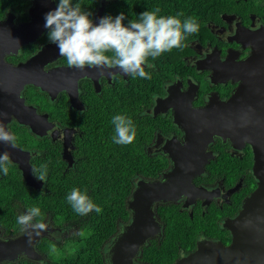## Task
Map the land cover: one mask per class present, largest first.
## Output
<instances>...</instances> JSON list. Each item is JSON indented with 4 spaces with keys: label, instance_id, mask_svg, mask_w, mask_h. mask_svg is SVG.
I'll use <instances>...</instances> for the list:
<instances>
[{
    "label": "flooded vegetation",
    "instance_id": "obj_1",
    "mask_svg": "<svg viewBox=\"0 0 264 264\" xmlns=\"http://www.w3.org/2000/svg\"><path fill=\"white\" fill-rule=\"evenodd\" d=\"M103 1L95 5L94 0H73V4L79 2L97 23ZM57 2L0 0V123L14 137V142H0V154L7 152L10 157L8 174L0 171V189L8 186V200L12 201L16 171L22 182L34 189L26 184L22 169L29 167L37 180L33 170L44 164L49 148L55 150L67 170L68 163L63 159L66 144L72 160L70 168L73 167L87 128L96 121L125 115L140 124L137 151L141 161L150 162L151 169L161 168L155 176L133 178V189L140 181L161 180L174 167V159L181 160V168L196 167L203 162V171L192 178L200 195L184 194L175 202L154 206L160 233L148 239L145 246L162 236L164 224L159 209L170 206H174L183 221L194 222L200 231L206 232L196 239L194 248L203 240L228 246L232 236L225 224L237 217L243 201L258 185L253 173L254 154L248 140L240 137L223 140L213 136L204 145L207 130L201 111L211 105L219 120L245 119L242 105L236 108L229 105L234 95L242 93L245 104H253L254 110L264 112V85H256L249 92L245 85L250 78L264 81V0H217L210 4L209 10L204 5L191 17L183 12L179 16L181 21L192 18L199 29L194 34H185L182 48L149 59L153 67L145 65V71L151 79L124 75L117 68L79 70L69 67L58 49L44 53L55 45L48 39L45 15L57 7ZM108 3L104 1L101 18H115V14L105 12ZM125 7L124 24L138 21L143 13L141 6ZM50 72L56 89L53 96L43 88ZM247 119L264 120V115ZM44 183L35 190L42 191ZM15 207L17 217L27 212L21 204ZM4 214L6 220L1 219ZM32 223L47 226L33 246L41 258L19 256L13 262L3 260L0 264H18L23 260L46 264L41 243L63 244L76 229L68 224L60 226L47 216L41 221L33 219ZM15 224L13 215L0 212V246L29 232L21 225L16 231ZM137 259L136 264H141Z\"/></svg>",
    "mask_w": 264,
    "mask_h": 264
},
{
    "label": "trees",
    "instance_id": "obj_2",
    "mask_svg": "<svg viewBox=\"0 0 264 264\" xmlns=\"http://www.w3.org/2000/svg\"><path fill=\"white\" fill-rule=\"evenodd\" d=\"M100 0H94L95 5ZM106 13H124L126 5L141 6L144 11L160 9L158 15L164 13H183L193 16L202 6L210 9V4L217 0H106ZM163 16V15H162ZM114 18V16H111ZM187 18H183L182 21ZM136 138L131 144L120 145L113 141L115 135L112 118L96 121L87 128L85 142L78 145L76 162L73 167L65 170V165L49 148L44 164L47 165V176L42 191L28 188L21 180L19 172L14 175L12 201L8 200V186H2L5 192L0 193V212L13 215L16 221V231L19 224L17 215L13 212L17 204L27 211L38 207L41 215L34 220L41 221L43 217L51 218L60 226L66 224L76 227L75 233L63 244L51 242L41 243V251L46 255V264H106L104 248L118 233L120 227L130 220L127 209V199L133 190L132 179L155 176L161 171L151 169L148 162H142L137 151L141 135L140 124L133 121ZM43 163L38 164L39 170ZM39 175V171L35 172ZM73 188L86 193L101 212L92 211L87 215L77 214L66 197ZM0 189V190H1ZM15 206L12 207L11 204ZM161 221L164 224L162 236L150 241L142 248L137 262L141 264H173L183 254L194 249L195 241L204 229L200 231L194 222L182 220L174 206L159 209ZM2 215L1 219H7ZM197 219H194L196 221ZM18 264H36L23 260Z\"/></svg>",
    "mask_w": 264,
    "mask_h": 264
},
{
    "label": "water",
    "instance_id": "obj_3",
    "mask_svg": "<svg viewBox=\"0 0 264 264\" xmlns=\"http://www.w3.org/2000/svg\"><path fill=\"white\" fill-rule=\"evenodd\" d=\"M105 1V0H104ZM100 8L96 21L99 22L104 9ZM56 45L49 46L44 53L55 52ZM52 72L48 73V80L43 86L53 96ZM250 78L245 85L247 91L256 88V85H264V81ZM242 95V96H241ZM243 94L238 93L230 100L231 108L243 106L241 114L248 116H263L264 112L254 110L253 104H245ZM231 112L230 114H235ZM204 118V137L206 145L213 136H220L223 140L229 138H243L251 144L254 154L253 173L258 180L256 190L243 201L237 217L227 222L226 229L231 233L232 239L228 246L220 242L200 241L193 251L181 256L173 264H264V120L240 119L219 120L216 110L209 105L201 111ZM231 130H239L238 134L230 133ZM66 147H68L65 144ZM64 147L63 159L72 165L71 156ZM179 161L174 159V167L162 175L159 181H140L132 190L126 205L130 213L128 223L121 226L118 233L110 241L104 254L106 264H136L141 249L146 241L160 233V226L154 219L153 207L158 203L175 202L181 195L193 193L199 196L201 191L194 187L192 178L203 171V162L196 167L181 168ZM22 175L26 184L34 189H40L41 181H37L31 175V170L22 169ZM15 241L0 246V262L17 260L19 256L36 260L41 256L33 246L42 234L36 235L30 229Z\"/></svg>",
    "mask_w": 264,
    "mask_h": 264
},
{
    "label": "clouds",
    "instance_id": "obj_4",
    "mask_svg": "<svg viewBox=\"0 0 264 264\" xmlns=\"http://www.w3.org/2000/svg\"><path fill=\"white\" fill-rule=\"evenodd\" d=\"M159 8L144 11L139 20H130L127 25L123 13L115 18L105 16L94 23L90 18L92 13L83 11L79 2L73 0H58L57 7L45 15V28L48 39L58 47L59 55L64 57L71 68L84 70L87 68L113 69L117 68L124 75L151 79L145 71V65L151 68L149 59L155 60L166 52L184 46L185 34H194L199 25L192 18L183 22L179 16L158 15ZM116 144H131L136 138L133 121L125 115H115L112 118ZM0 142H14V137L0 123ZM10 157L7 152L0 154V171L8 174ZM36 179L43 182L47 176V165H41ZM73 210L79 215H87L93 210L101 209L95 205L86 193L73 188L66 197ZM41 215L38 207H32L17 217V223L31 229L37 236L47 229L44 223H32L35 217Z\"/></svg>",
    "mask_w": 264,
    "mask_h": 264
},
{
    "label": "rangeland",
    "instance_id": "obj_5",
    "mask_svg": "<svg viewBox=\"0 0 264 264\" xmlns=\"http://www.w3.org/2000/svg\"><path fill=\"white\" fill-rule=\"evenodd\" d=\"M106 252V251H105Z\"/></svg>",
    "mask_w": 264,
    "mask_h": 264
}]
</instances>
